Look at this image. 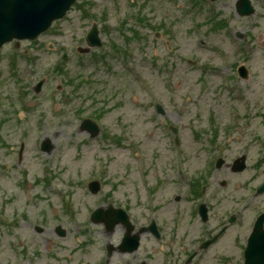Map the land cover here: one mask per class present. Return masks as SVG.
Listing matches in <instances>:
<instances>
[{
    "label": "rangeland",
    "instance_id": "rangeland-1",
    "mask_svg": "<svg viewBox=\"0 0 264 264\" xmlns=\"http://www.w3.org/2000/svg\"><path fill=\"white\" fill-rule=\"evenodd\" d=\"M132 1L81 0L36 43L20 42L16 46V41H13L0 48V165L1 162L11 165L8 170L0 166V202L10 216L14 208L25 213L36 212L35 220H39L43 213L48 214L52 228L46 227L47 234H33L32 230L28 234L36 236L37 240L50 237L59 242L57 246L62 249L59 251L56 246L57 257L62 254L68 257L70 246H82L85 252L88 248H98V251L91 250L85 254L80 250V253L85 257H96L98 253L100 256L102 243L119 240L112 239L116 232L108 233L104 223H94L90 218V212L100 207V200L106 198L105 193L113 187L118 188L117 194L121 196L122 191L132 195L127 201L135 211L140 212L144 193L140 190V170L132 159L135 152L144 157L145 166L153 170L160 167L162 170L161 175L150 176L152 184L156 180L175 183L169 179L170 172L166 166L167 159H171L170 154L173 155L167 139L169 124L179 125L185 135V156L192 170L183 169L180 172L177 169L176 179L186 180L190 174L198 177L202 171L196 164L200 160L197 153L199 151L201 155V146L194 140L193 131L202 126L208 128L203 119H207L211 108L218 113H227L231 102L229 84L243 85L248 97L261 100L264 111V95L261 97L259 94L264 92V47L260 46V35L264 33V0H252L257 12L249 17L238 15L237 0H221L218 4L223 16H232L237 21L233 23V33L239 31L244 35V61L248 64L251 58L254 69L260 73L256 79L244 82L236 76L233 67L231 73L234 78L229 80V84L223 81L221 85L219 78L202 73L187 63V60H195V54L199 55L195 52V40L206 35L207 26L197 18L195 8L194 12L185 9L189 5L186 0L174 3L168 0ZM181 2L184 8L175 10L172 5ZM85 9L91 16L85 15ZM105 11L109 12V24L114 28L120 19L142 14L141 18L148 25L145 29L137 28L142 39L127 42L132 47L125 48L127 43L120 31H103L101 38L106 43L103 52L93 48L90 54L78 53L75 47L84 42L83 37L91 29L93 17L102 21L101 15ZM168 24L173 26L174 35L171 53L164 43ZM160 26L163 28L158 30ZM224 35H210L214 39L210 45L226 43L227 52L232 51V55L236 56L235 45L231 40V46ZM130 37L134 38L133 35ZM15 46L17 49L14 51ZM116 46L123 50L122 56L115 51ZM105 51L112 53H105L104 56ZM126 51L133 54L136 51L141 63L133 68L130 65L127 67ZM142 52L148 54L147 60L140 56ZM64 53L69 55L66 61L62 59ZM94 54H97L96 59ZM101 55L106 57L108 64L102 62ZM15 56L16 65H13L11 60ZM218 56L226 62L238 59L237 56L229 57V53L227 58ZM134 63L131 60L130 64ZM59 67L64 71L58 72ZM229 68V65L225 68L227 73ZM128 69H133V72ZM71 78L80 82L69 85ZM42 79V89L37 92V85ZM261 90L263 92H259ZM155 102L166 107L163 117L155 113ZM99 112L102 117L100 124L107 139L104 135L91 139L89 133L80 128L85 117ZM199 115H204L202 124L198 121ZM226 117L225 114L217 118L224 121ZM114 137H123L124 141L116 145ZM44 138L50 139L54 145L51 153L40 150ZM20 142H25L26 149L23 160L19 162ZM43 167L48 169L50 181H43L41 186H37L33 179L45 177L44 172L48 174L45 170L42 172ZM250 174L251 171H247L242 180L233 176L223 188L233 189L230 196H236L235 189L240 190L237 184L243 183ZM23 175L27 176V180L19 187L16 183L24 179ZM94 177H101L104 181L99 196L92 195L87 187L88 181ZM223 177H227L223 170H216L211 175V190H215V194L223 189L218 185L222 184ZM44 186L46 188L42 189ZM174 191L173 184H167L166 197L172 196ZM3 192H8V196ZM211 201L217 206L213 211L220 212V205L224 210L234 204L235 198L217 199L214 196ZM100 205L108 209V204ZM182 206L190 210L192 203H182ZM59 224L67 230L65 237L57 234L56 226ZM24 229L22 224L21 231ZM1 231L0 228V264H6L12 252L7 251L9 244L5 240L12 237L4 236Z\"/></svg>",
    "mask_w": 264,
    "mask_h": 264
},
{
    "label": "flooded vegetation",
    "instance_id": "flooded-vegetation-1",
    "mask_svg": "<svg viewBox=\"0 0 264 264\" xmlns=\"http://www.w3.org/2000/svg\"><path fill=\"white\" fill-rule=\"evenodd\" d=\"M235 54L238 57L235 62H226V59L219 56L217 60V57H209L206 73L219 78L220 85L223 81L229 84V80L234 78L231 69L235 67L236 76L242 79L241 69L246 61L243 52ZM228 65L229 73L225 71ZM238 99L236 110L229 113H208L207 119H203L208 129H202L198 138L205 173L200 179L191 180L186 189L180 191L185 195H179L181 185L156 180L155 187L149 192H146L147 189L145 192L142 190L144 195L141 210L137 216H133L132 206L127 201L132 195L122 191L121 196L117 194L118 188H112L107 198L108 205L123 209L136 224V229L127 233L133 238L125 242L127 227L117 224L111 232L117 233L116 236L113 234L112 239L119 240L104 246V251L93 264H264V219L257 228L258 219L264 213V189L260 188L264 184V111L258 97L251 105L255 107L253 112L244 108ZM241 99L250 106L246 96ZM225 114L226 125L217 135L216 130L210 127L216 124L219 115ZM203 117L204 115H199L198 118L201 124ZM237 161L245 164L243 172L236 171L234 164ZM216 170H223L227 176L222 178V184H218L220 188L227 186L233 176L242 180L247 171H251V174L243 183L237 184L240 190L235 191L236 196L233 197L225 188L218 194L211 190V175ZM170 183L173 184L175 193L166 197V186ZM214 196L217 199L235 198V202L224 210L220 205V213H213V209L217 207L211 201ZM202 202H206L208 207L209 217L206 221L199 212ZM181 203H192V206L190 210H186V206L180 207ZM24 204L26 203L22 205ZM4 212L6 210L0 208L2 232L13 235L16 240L15 247L10 245L8 248L13 253L12 258H15L7 261V264L73 262L71 259L56 257L52 238L42 237L37 240L36 236L28 234L31 230L33 234H47L46 227H51L48 214L43 213L39 220H35L36 212L25 213L14 209L10 221H7L2 217ZM37 222L39 223L36 224ZM152 223H155V230ZM22 224L25 228L23 231ZM119 231L121 235H118ZM23 234L24 241L21 239ZM215 237L217 239L211 242ZM136 244L138 246L135 248ZM80 260L81 258L75 262Z\"/></svg>",
    "mask_w": 264,
    "mask_h": 264
},
{
    "label": "water",
    "instance_id": "water-1",
    "mask_svg": "<svg viewBox=\"0 0 264 264\" xmlns=\"http://www.w3.org/2000/svg\"><path fill=\"white\" fill-rule=\"evenodd\" d=\"M75 0H0V45L18 36L35 38L62 17ZM243 12L253 10L244 0Z\"/></svg>",
    "mask_w": 264,
    "mask_h": 264
},
{
    "label": "bare ground",
    "instance_id": "bare-ground-1",
    "mask_svg": "<svg viewBox=\"0 0 264 264\" xmlns=\"http://www.w3.org/2000/svg\"><path fill=\"white\" fill-rule=\"evenodd\" d=\"M109 220H112V218H109Z\"/></svg>",
    "mask_w": 264,
    "mask_h": 264
}]
</instances>
